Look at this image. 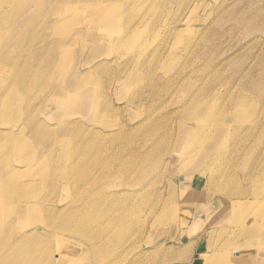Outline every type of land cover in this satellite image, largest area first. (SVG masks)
Returning a JSON list of instances; mask_svg holds the SVG:
<instances>
[{"label":"rangeland","instance_id":"1","mask_svg":"<svg viewBox=\"0 0 264 264\" xmlns=\"http://www.w3.org/2000/svg\"><path fill=\"white\" fill-rule=\"evenodd\" d=\"M17 1L13 0L12 5L5 8L6 0H0V19L4 23L3 27H5L0 29V36L6 34L8 24L7 22L5 24V20H8L11 9ZM71 1L69 3L67 0L66 4V2L63 3L60 0H41L40 6H34V12L31 10L30 15L33 13L34 17L42 15L41 20H38L36 34L42 37L39 41L37 40L38 43L35 38L28 40V42L32 40L34 44L33 46L31 41L29 46L31 44L35 51L36 48L38 50L41 48L40 51H42L43 46H46L42 51L44 54L41 52L40 56L36 54L32 47V49H29L28 46L29 50L24 52V56L22 52L19 53L17 42L11 43V52L17 56L20 54L22 61L26 59L25 63L20 61L21 66L24 63L26 74H16L13 62L6 57L0 61V68L6 70L2 69L1 73L6 74L9 82L19 80V84L22 86L20 92L22 101L25 96H27V101L30 98H32V101H37L33 105V109L36 108L37 113L33 111L35 112L33 116L35 121L43 123L42 132L52 131L54 134L56 132V135H60L63 130L61 124L65 122L66 124H72V126L77 125L80 128H85L86 134L81 136L79 133L74 132L59 137L58 141L55 140V143L48 148L46 147L45 150L39 141L26 137L28 126L24 122L30 115L26 112L27 110L23 106L24 103L21 102L20 108L17 106L13 113V118L16 117L15 115H20V117L17 116V120H13V118L11 120L16 126L8 127L14 134L12 137L13 143L3 141L0 144V150L4 154L3 156L0 155V164L8 160V152L13 151L14 144H23L24 149L30 148L32 150L21 152L19 155L14 154L13 163L15 166L18 165L20 157L26 154H34V157L23 160L22 168L15 167V171H19V175L15 179L11 178V180L6 181L4 195L7 201L5 203L34 201L42 210L43 205L41 202L46 196H49L51 201H46V206H52L56 203V208L59 210L57 220L69 224V229H72V231L65 233L59 227V223L52 220L50 223L52 225L54 222L53 228L50 233L45 234L49 239L51 234L68 238L72 246L71 253L79 260L78 264H193V262L194 264H227L224 263V259L227 258L228 252L223 250L233 252L231 248L236 243L241 249L255 252V261L251 264H264V187L256 189L255 186L256 181L259 182L260 179L261 181L264 179V104L259 109L260 122L253 131H247V133L240 136L238 124H232L233 133L231 132L228 137L230 142H224L226 146H230L229 153H232H228V155L226 153L227 147L225 148L223 156L226 158V166L224 171L220 173L223 178L218 183L212 184V186L210 183L204 187L199 185V174L197 172L200 164H203L204 159L202 156L193 163L194 166H186L187 158L182 156V150L187 139V132H185V129L181 133L179 132L180 121L186 119V126H194L197 120L201 121L202 119L201 115L189 119L190 112L188 110L195 108L197 105L193 100L183 102L185 90L190 89L192 93L200 90L204 93L205 91L214 90L218 93V90L227 92L229 89H233L232 91H234L238 87L235 91L245 90L243 92H247L249 98H253L260 91H264V73H262V71L264 72V0H182V2L181 0H159V2H157L158 0H121V3L126 2L127 5V10L122 13L123 18H120L117 14L119 12L118 5L121 4L118 3L119 0H74L76 3ZM85 2H87V5L93 4L95 7V11L91 7L93 10L90 13L91 16L84 13ZM102 2L106 8L108 7L107 12H103L106 8L99 11L102 6L99 3ZM97 3L98 11L96 8ZM107 4L113 6L110 5L109 7ZM148 7L152 10L150 9V11ZM71 8L72 10L76 8L73 14L75 19L79 20L74 24L75 29H78L76 31L77 35L68 41H61L65 43L68 52L64 54V69L71 73V67H73V71L76 70L79 71V74H82L81 77H83L85 83L84 86L81 83L79 89L80 84L72 83L64 87L57 83L58 81L55 79L57 74H43L42 71L49 59L47 55L57 56L51 51V48L54 47L55 42H59L60 36L64 32L63 28L56 24L57 18L63 15L62 12L67 13L69 9L71 11ZM105 14L106 17L104 18ZM114 17L116 19L112 20ZM119 18L121 21H117ZM83 19L85 21L87 19L86 23ZM96 26L99 29H96ZM251 29L254 30L252 33L250 32ZM124 35H126L124 37L125 42L120 43L118 37ZM43 38L45 41H42ZM260 39L262 43L259 42ZM253 40L255 42H252ZM257 42L259 43L257 44ZM49 43L52 44L48 45L50 49L47 46ZM249 43H251V46ZM253 43L256 44V47ZM132 45H135L134 50H132ZM5 46L6 38L0 41V54H4ZM243 46L246 47L241 50ZM30 50L31 52H29ZM130 51H133V54L135 52V57ZM144 54L147 55L143 56ZM253 54L257 58H253ZM260 54L262 55L259 57ZM42 56L43 58H40ZM36 57H38L37 60ZM41 59H44V61ZM149 68L151 71H149ZM145 69H148L149 73L151 72L152 80L149 75L147 76L149 73ZM209 69L212 70L209 71ZM201 75L202 77H200ZM196 77H200V79ZM209 78L210 87L207 86L210 84ZM221 78L222 81H220ZM213 79L215 80L211 81ZM216 79L220 80L217 81ZM156 80L158 82H155ZM147 83H150V85ZM179 86L182 87V90ZM257 86H259V89ZM5 87L0 88V93L6 89ZM153 87H156L154 91ZM203 87L205 90H202ZM140 91L144 92L139 95ZM201 91L197 93L201 94ZM219 97L221 96L217 95L216 99L220 102H217V105L218 103L219 105L221 103L223 105L229 104L223 97L220 99ZM101 98V112L103 114L98 119L91 120L90 117L95 103ZM210 104L211 101L209 100L205 109L201 110L202 114H207ZM9 112L12 111L5 113ZM160 113L162 114L161 117L159 116ZM35 114H37L36 117ZM149 115L151 116L148 118ZM163 115L167 118V121ZM33 116L31 115L32 118ZM156 117H158V122L161 120L160 123H155L159 124L156 126L160 128L161 124L163 129L160 128L159 134L156 132L155 139L146 138L147 130H150L149 124L156 120ZM159 117L162 119L164 117V121ZM20 126L24 129L22 134L19 132ZM116 128L130 131L125 137L126 142H122L123 145L120 141L111 142L104 136L98 138L96 142H91V133H93L91 129L105 134L112 130L116 131ZM222 132L224 131L221 129L217 130L213 138L221 137ZM110 134H113V132ZM164 134L166 137H164ZM168 134L172 137L169 138ZM233 134L235 136H231ZM247 137H250L251 140L250 138L248 140ZM21 139L23 140L22 143L20 142ZM171 139L173 143L170 142ZM26 141H29V143ZM156 143L168 144L173 149L166 145L168 149L171 148V151L167 150L164 155H159L156 152L147 154L144 158V167L138 166L140 158L132 160L135 164L128 161L129 158L126 155L131 150L147 149ZM170 143L172 144L170 145ZM211 145L213 144H208V149ZM219 145L222 146L223 144L218 142L217 146ZM234 146H236V149ZM238 150H240V153ZM116 151L121 154L114 159L112 157L117 156L119 153H115ZM199 151H201V148ZM235 154L237 156H234ZM112 160L116 162L112 164L110 170L117 169L119 175L117 173L106 175ZM128 163L131 164L127 166ZM242 164H245V166L243 167ZM66 165L68 166L67 171H65ZM138 168H143V171L140 172ZM241 168H244V170ZM34 169L45 177L44 186H39L42 189H33L29 192L17 190L14 182L28 179ZM122 172H125V174H122ZM115 174L117 175L114 176ZM203 174L205 175V173ZM208 174L211 173L208 172ZM6 176L8 174L5 172L0 174L2 179H5ZM250 178L254 182H249ZM51 180H53V183H51ZM34 183H38L37 180ZM142 188H152L151 194L153 195H149L144 199L132 196L133 192ZM115 192L119 194V197L123 195L124 197L110 204L98 201L99 204L95 205L92 212L87 209L88 204L94 205L96 203V197L103 193ZM187 192H194L195 195L201 194L197 202L189 208L182 203ZM242 192L244 194L240 195ZM253 192H255V195H253ZM246 195L252 199L254 197V199L251 201V199L245 198ZM224 197H227V199L223 200ZM255 200L257 203L253 204ZM122 204H128L131 209L129 208L130 216L129 213H126L121 217L127 223L135 225V229L128 232L127 235H119L121 234L120 231L116 230L119 223L112 220V218L119 216V213H114V211L120 208ZM205 204L209 206L205 209L206 211H201V209H204ZM64 205H69V207H66L64 209L66 213L61 215V206ZM106 207H109L110 212L107 211L105 215L104 209ZM110 214L111 221L106 223L104 220L110 217ZM112 214H117V216L112 217ZM23 216L24 211L16 222L17 227L32 221L36 215L31 214V218L29 215ZM259 217L261 218L260 221L252 222L254 218L258 219ZM91 219L94 220L88 225ZM244 222H246L245 228L252 231L251 237L243 236L240 232L241 229L243 230ZM85 223L87 224L86 227L81 226ZM143 225L147 230L140 231V227ZM89 229L93 231H89ZM19 235L16 231H12L9 237L0 238V248L4 246L2 240L9 241ZM35 237L37 239L35 241L44 248L52 247L47 237L36 235ZM94 239L95 241L105 239L110 243L108 247L102 249L101 261L98 262L93 258L90 249V242ZM230 242L232 244H229ZM201 256H207L208 260L202 262L200 260ZM9 262H11L10 257L0 259V264H8Z\"/></svg>","mask_w":264,"mask_h":264},{"label":"bare ground","instance_id":"2","mask_svg":"<svg viewBox=\"0 0 264 264\" xmlns=\"http://www.w3.org/2000/svg\"><path fill=\"white\" fill-rule=\"evenodd\" d=\"M12 1L13 0H6L5 4H4V7L5 8H9L11 5H12ZM61 2H63L62 0H60ZM69 3L71 0H68ZM74 1V0H72ZM71 1V2H72ZM76 1V0H75ZM74 1V2H75ZM78 1V0H77ZM100 1V0H99ZM117 1V0H115ZM126 1V0H124ZM130 1V0H129ZM154 1V0H153ZM165 1V0H163ZM178 1V0H177ZM187 1V0H185ZM183 1V2H185ZM4 2V1H3ZM41 0H18L13 8L11 9V14L8 16V20L6 21L5 20V24L7 22L8 24V27H7V30H6V34L5 36L4 35H1L0 36V41L1 40H4L6 38V46H5V50H4V54H0V61H2L5 57L13 62L14 64V70L16 72V74H26L25 72V68H24V63L26 61V59H24L25 61H22L23 59H21V52L23 53V55L25 56L24 52L26 50H29V49H32L34 44H33V38H35L36 42L37 40L39 41V39L42 37L41 35H36L37 34V27H38V24H39V21L41 20L42 18V15L40 16H37V17H34L33 16V13L32 15L31 12L33 11L34 9V6H38L40 4ZM66 2L67 4V0L64 1ZM63 2V3H64ZM128 2V1H127ZM159 2V0L157 1ZM156 2V3H157ZM180 2V1H179ZM182 2V0H181ZM76 3V2H75ZM86 3V8H85V12L87 15H90V13L94 10V5L91 4V5H87V2ZM118 3H121V0H119ZM117 3V5H118ZM155 3V2H154ZM47 4V2H46ZM90 4V2H89ZM99 4H102L101 8L99 11H102L104 10V8H106V6L104 5V3H99ZM134 4V3H133ZM201 4V3H200ZM49 5V3H48ZM75 5V4H74ZM81 5V3H80ZM112 5V4H110ZM110 5L107 4V6L110 7ZM151 5V4H150ZM40 6V5H39ZM113 6V5H112ZM119 8V12L117 13L120 18H123L122 17V13H124L126 10H127V5H126V2H122L120 5H118ZM85 7V6H84ZM91 7H93L91 9ZM129 7H131L129 5ZM150 7V6H149ZM148 7V9H149ZM152 7V6H151ZM68 8V7H67ZM70 8V7H69ZM77 8V7H76ZM75 8V9H76ZM97 11H98V3H97ZM108 8V7H107ZM105 9L103 12H107L108 9ZM74 9V10H75ZM151 9V8H150ZM149 9V10H150ZM32 10V11H31ZM39 10V9H38ZM74 10H72L71 8V11L69 9V11L66 13V12H62V16H59L57 19V25H60V28H63L64 32L62 33V35L60 36V39H59V42L54 44V47L51 48V51H53L57 56H49V59L47 60V63H45L42 71H43V74H57L55 79L58 81L57 83L61 84L62 86L66 87L70 84H80V86L78 87V89L81 87V83L83 84L84 86V83L83 82V77L82 74H79V71H76L74 70L73 71V67H71V73L70 72H67L65 69H64V65H65V57H64V54L68 53L67 52V49H66V46H65V43L61 40H65V41H68L70 38L72 37H75V35H77L76 31L78 29H75V25L77 23V19H75L74 17ZM110 10V9H109ZM152 10V9H151ZM150 10V11H151ZM95 11V10H94ZM196 11V10H195ZM34 12V11H33ZM42 12V11H41ZM259 13V12H258ZM263 13V12H262ZM42 14V13H41ZM95 16H97L96 14H94ZM93 15V16H94ZM103 14L101 13V16ZM36 16V15H35ZM86 16V15H85ZM91 16V15H90ZM100 16V14H99ZM196 16V15H195ZM257 16V15H256ZM255 16V17H256ZM259 16V15H258ZM106 17V14L104 16V18ZM211 17V16H210ZM254 17V19H255ZM50 18V16H49ZM48 18V19H49ZM92 18V17H91ZM118 19L117 21H121V19ZM257 18V17H256ZM261 18V17H260ZM88 19L90 20V18L88 17ZM116 18H112V20H115ZM206 19V18H205ZM39 20V21H38ZM84 20V19H83ZM96 20V19H95ZM100 20V19H98ZM209 20V19H208ZM38 21V23H37ZM47 21V19H46ZM54 21V20H53ZM81 21V20H80ZM87 21V19H86ZM86 21L84 20V22L86 23ZM189 22V21H188ZM243 22V21H241ZM55 23V22H54ZM253 23V22H252ZM3 22L1 21L0 19V29H4L5 27H3ZM83 23L81 22V25ZM48 25V24H47ZM188 25V24H187ZM190 25V24H189ZM240 25V24H239ZM250 25V24H249ZM248 25V26H249ZM79 26V25H78ZM251 26V25H250ZM97 28L96 29H99L98 26H96ZM113 27V26H112ZM111 27V28H112ZM241 27V26H240ZM114 28V27H113ZM138 28V27H137ZM189 28V27H187ZM234 28V27H233ZM195 29V28H194ZM242 29H245V28H242ZM80 30V28H79ZM201 30V29H200ZM246 30V29H245ZM252 31H250L251 33L254 31L253 29H251ZM240 31V30H239ZM260 31V30H259ZM80 32V31H79ZM195 32V31H194ZM248 32V31H247ZM249 32V33H250ZM262 32V31H261ZM83 33V31H82ZM201 33V32H200ZM248 33V34H249ZM87 34V33H86ZM139 34V32H138ZM122 35V34H121ZM131 35V34H130ZM236 35V34H234ZM126 35L124 36H119L118 37V40L120 43H123V41L125 42V37ZM238 36V34H237ZM128 37V36H127ZM126 37V38H127ZM134 37V36H133ZM77 38V37H76ZM103 38V37H102ZM130 38V37H129ZM259 38V37H257ZM32 39V45L30 44L29 46V43L31 41L28 42V40ZM58 39V37H57ZM115 39V38H114ZM26 40H27V43H26ZM34 40V41H35ZM47 40V39H46ZM76 40V39H75ZM117 40V41H118ZM128 40V39H127ZM231 40V39H230ZM256 40V39H255ZM264 40V39H263ZM17 42V45H18V51H19V56L17 55H14L12 52H11V43L12 42ZM21 41H23L21 43ZM42 41H45L44 38L42 39ZM51 41V40H50ZM49 41V42H50ZM232 41V40H231ZM234 41V40H233ZM251 41V40H250ZM258 41V40H256ZM241 42V41H240ZM252 42H255L254 40ZM260 43L261 42V39L259 41ZM257 42V44L259 43ZM26 45H25V44ZM38 43V42H37ZM35 43V44H37ZM40 43V42H39ZM43 43V42H42ZM47 43V42H46ZM45 43V44H46ZM114 43V41H113ZM250 46H251V43H249ZM254 44V43H253ZM252 44V45H253ZM39 45V44H37ZM44 45V44H43ZM48 45H52V44H47ZM256 44H254L255 46ZM28 46L30 47L28 49ZM42 46V45H41ZM46 46V45H44ZM44 46H43V49L42 51L44 50ZM248 46V45H246ZM245 46V47H246ZM258 46V45H257ZM260 46V45H259ZM32 47V48H31ZM131 47V46H130ZM134 47L135 45H132V50H134ZM244 46L242 47L241 50H244L243 48H245ZM256 47V46H255ZM263 47V46H262ZM48 48L50 49V46H48ZM37 50L35 51V49L33 48V50L36 52V54H39V56L41 55L40 53L42 51H40L41 48H36ZM48 49V50H49ZM264 50V49H263ZM31 52V50L29 51ZM29 52H26V53H29ZM133 51H130V53H132ZM261 52V51H260ZM264 52V51H263ZM44 54V52H42ZM129 53V55H130ZM236 53V52H235ZM35 54V55H36ZM133 54V53H132ZM263 54V53H262ZM260 54L259 57L262 55ZM22 55V56H23ZM34 55V57H35ZM135 52L133 54V56L135 57ZM147 54H144L143 56H146ZM254 55V54H253ZM252 55V56H253ZM31 56V55H29ZM27 56V57H29ZM38 56V55H37ZM45 56V57H47ZM138 56V55H137ZM136 56V57H137ZM206 56V55H205ZM25 57V58H27ZM47 57V58H48ZM129 57V56H128ZM257 58L255 55L253 56V58ZM30 58V57H29ZM28 58V59H29ZM38 57H36V60H37ZM40 58H43L40 57ZM130 58V57H129ZM27 59V60H28ZM226 59V58H225ZM42 60V59H41ZM46 60V59H45ZM149 60V59H148ZM21 62H24L21 66ZM44 61V59L42 60ZM129 61V59L127 60V62ZM140 61V60H139ZM251 61V60H250ZM28 62V61H27ZM147 62V61H146ZM143 63V62H141ZM224 64V62H223ZM26 65V64H25ZM82 65V64H81ZM134 65V64H133ZM244 65V64H243ZM102 66V65H101ZM106 66V65H105ZM222 66V65H220ZM100 67V66H99ZM98 67V68H99ZM137 67V66H135ZM134 67V68H135ZM243 67V66H242ZM96 68V67H95ZM138 68V67H137ZM245 68V67H243ZM249 68V67H248ZM251 68V67H250ZM2 69L4 68H0V88H3L5 87L6 89L3 90L2 93H0V144L3 142V141H8L10 143H13V140H12V137H13V132L8 128L9 126H12V127H15L16 125L13 124L11 122L12 118H13V113H14V110L15 108L18 106L21 105V102L24 103L23 106L24 108L27 110L26 112H28V114L30 115V117L26 120V122H24V124H27L28 126V133L26 134V137H31L33 139H36L37 141H39L41 143V146L42 148L46 150V147H50V145L54 144L55 143V140H57L59 137H64L65 135H68V134H71V133H74V132H77L79 133L81 136L82 135H85V128H80L79 126L77 125H73L68 123L66 124L65 122H62L61 124V128L63 129L62 130V134L60 135H56V132L54 134V132L52 131H43L41 130V127L44 126L43 123L41 121H35V118H34V114L37 110L35 108V110L33 109V105L34 103L37 101L33 100L32 101V98H30L28 101H27V96H25V99L22 101L21 99V96H20V92L22 91V86L19 84V80L16 79L14 80L13 82H9V79L6 77V74H2L1 71ZM78 69V68H76ZM94 69V68H93ZM139 69V68H138ZM150 69V68H149ZM220 70V67L218 68ZM5 70V69H4ZM142 70V69H140ZM146 70V69H145ZM148 70V69H147ZM146 70V71H147ZM212 70V69H209V71ZM218 70V71H219ZM247 70V68H246ZM264 70V69H263ZM6 71V70H5ZM88 71V70H87ZM151 71V69L149 70ZM195 71V70H194ZM193 71V72H194ZM197 71V70H196ZM217 71V72H218ZM244 71V70H242ZM248 71V70H247ZM92 72V71H91ZM90 72V74H91ZM148 72V71H147ZM200 72V70H199ZM214 72V70H213ZM241 72V71H240ZM87 73V72H86ZM85 73V74H86ZM93 73V72H92ZM141 73V72H140ZM149 73V72H148ZM151 73V72H150ZM147 74V76L149 75H152V74ZM195 73V72H194ZM197 73V72H196ZM216 73V72H215ZM235 73V72H234ZM243 73V72H242ZM262 73H264L262 71ZM35 74H38V73H35ZM40 74V73H39ZM70 74H73V75H70ZM89 74V73H88ZM246 74V73H244ZM156 75V74H155ZM154 75V76H155ZM204 75V74H203ZM206 75V74H205ZM204 75V76H205ZM219 75V73H218ZM221 75V74H220ZM223 75V74H222ZM231 75V74H230ZM247 75V74H246ZM245 75V76H246ZM249 75V74H248ZM254 75V74H253ZM207 76V75H206ZM212 76H214V74H212ZM225 76V75H224ZM224 76L223 79H224ZM238 76V74H237ZM245 76H243L245 78ZM86 77V76H85ZM151 77V76H150ZM202 77V75L200 76ZM200 77H196V78H199ZM211 77V76H210ZM229 77V76H228ZM241 78V76H239ZM242 77V78H243ZM255 77V76H254ZM149 78V77H148ZM190 78V77H189ZM208 78V77H207ZM218 79V76L216 77ZM236 78V77H235ZM239 78V79H240ZM258 78V77H257ZM88 79V77H87ZM152 80V77L150 78ZM149 79V80H150ZM158 79V78H157ZM184 79V78H183ZM216 79V80H217ZM249 79V78H248ZM256 79V78H255ZM82 80V82H81ZM85 80V79H84ZM148 80V81H149ZM187 80V79H186ZM197 80V79H196ZM215 79L211 80V81H214ZM220 80V79H219ZM217 80V81H219ZM225 80V79H224ZM230 80V79H229ZM233 80V78H232ZM238 80V79H236ZM250 80V79H249ZM154 81V80H153ZM200 81V80H199ZM210 82V78L208 80ZM222 81V78L221 80ZM231 81V80H230ZM235 81V79H234ZM240 81V80H239ZM263 81V80H262ZM155 82H158L157 80ZM153 82V83H155ZM203 82V81H202ZM206 82V81H205ZM225 82V81H224ZM227 82V81H226ZM233 82V81H232ZM261 82V81H260ZM146 83V82H145ZM152 83V82H151ZM160 83V82H159ZM185 83V82H184ZM183 83V85H184ZM217 83V82H216ZM219 83V82H218ZM235 84V82H233ZM248 83V82H247ZM6 84V85H5ZM142 84V83H141ZM148 85H150V83H147ZM146 84V86H147ZM158 84V83H157ZM203 84V83H202ZM215 84V82H214ZM225 84V83H224ZM246 84V83H245ZM249 84V83H248ZM263 84V83H262ZM261 84V85H262ZM5 85V86H4ZM86 85V84H85ZM155 85V84H154ZM211 85V82L209 85L210 87ZM221 86L223 85L220 84ZM219 85V86H220ZM233 85V84H232ZM239 85V84H238ZM255 85V84H254ZM260 85V84H259ZM264 85V84H263ZM144 86V85H143ZM142 86V87H143ZM145 86V87H146ZM158 86V85H156ZM218 86V88H219ZM151 87H152V84H151ZM186 87V86H185ZM205 87V85H204ZM203 87V88H204ZM234 87V86H233ZM241 87V86H240ZM246 87V86H245ZM258 89H259V86H257ZM34 88V87H33ZM144 88V87H143ZM141 88V89H143ZM156 88V87H155ZM153 87V91L155 89ZM179 88L181 89L182 87L179 86ZM184 88V86H183ZM206 88V87H205ZM202 89V90H205ZM223 88V87H222ZM228 88V87H227ZM242 88V87H241ZM244 88V87H243ZM262 88V87H261ZM146 89V88H145ZM144 89V90H145ZM152 89V88H150ZM185 89V88H184ZM207 89V88H206ZM238 89V87H237ZM235 89V90H237ZM182 90V89H181ZM200 90V89H199ZM216 90V89H215ZM225 90H227L225 88ZM233 90V89H232ZM232 90H228L226 93L225 92H222L221 90H218V93L215 92L214 90H211L209 92L205 91H201V94H198L199 92L198 91H195L196 93H192L189 90H185V96H184V103L186 102H189L190 100H193V102L197 105L195 108L191 109V110H188L190 112V117L189 119H192L194 116L196 115H201L202 119L201 121H198L197 120V123L196 125H190V126H186L187 124V120H182L180 121V124H179V132L181 133L183 131V129H185V132L186 133V136H187V139L185 140V146L182 150V156L187 158L186 160V166L187 167H190L191 165H195L193 164L194 162H196L200 156H202V158L204 159L203 160V164H200V168L198 169V181H199V185H203L206 186V184L210 183V185L212 186V184H216L218 183L221 178L220 176V173L224 171L225 169V166H226V158L223 156L224 155V151H225V148L227 147V154L230 152V146H226L225 143H228L229 141V135L231 134V132L233 131V127H232V124H238V129L240 130L239 134L240 136H242L243 133H247V131H253L254 128L257 126V124L260 122L259 119L261 118L260 116V112H259V109L263 107V104H264V91H260L259 93H257L256 95L253 96V98H249V95H247V92H243L245 90H241V91H238L235 92L232 91ZM254 90V89H253ZM256 90V89H255ZM1 91V90H0ZM150 91V90H149ZM249 91V90H248ZM258 91V90H256ZM255 91V92H256ZM141 92V91H140ZM139 92V95L142 94L143 92L140 93ZM146 92V91H145ZM198 92V93H197ZM154 93V92H153ZM145 94V93H144ZM151 94H152V90H151ZM238 94V95H237ZM158 95V94H157ZM217 95H220L221 97H223L225 100H227L229 102V104H224L221 103V105H219V101H217ZM98 97V96H97ZM99 97H100V94H99ZM105 97V96H104ZM110 97V96H109ZM219 97V99L221 98ZM157 98V97H156ZM46 99V98H45ZM44 99V100H45ZM78 99V97H77ZM105 99V98H104ZM103 99V100H104ZM145 99V98H144ZM101 100H98L96 103H95V106L93 108V111L91 113V117L90 119L91 120H96L98 119L99 117H101L103 114L101 112ZM146 100V99H145ZM155 100V99H153ZM152 100V102H153ZM209 100L211 101V106L209 107V110L207 111V114H202L201 110L205 109L206 107V104H208ZM142 101V100H141ZM101 102V103H100ZM151 102V103H152ZM217 102L218 105H217ZM223 102V101H222ZM35 103V104H36ZM156 103V102H155ZM154 104V102H153ZM40 105V104H39ZM38 105V106H39ZM260 105V106H259ZM20 108V107H19ZM18 108V109H19ZM23 108V109H24ZM17 109V110H18ZM22 109V110H23ZM38 109V108H37ZM21 110V109H20ZM7 111H12V112H9V113H5ZM35 111V112H33ZM24 112V111H23ZM37 113V112H36ZM155 113V112H154ZM201 113V114H200ZM252 113V114H251ZM153 114V113H152ZM158 114V113H157ZM27 115V116H29ZM31 115L33 116V118L31 117ZM37 114H35V117H36ZM16 117L13 118V120H17L18 117H20V115H15ZM18 116V117H17ZM151 115L148 116V118L150 117ZM155 116V115H154ZM159 116L161 117L162 114L160 113ZM164 116V115H163ZM153 117V115H152ZM159 119H162L160 118ZM165 117V116H164ZM163 117V119H164ZM147 118V119H148ZM157 118V119H156ZM155 119L157 120H153L152 122H150L149 124V127H150V130L148 131L147 130V136L146 138H150V139H155L156 138V132L159 134V130L163 129L161 127V124H160V128H158L157 126L159 124H155L156 122L157 123H160V121L158 122V117H156ZM162 119V120H163ZM166 121H167V118L165 117ZM180 120V119H179ZM164 121V120H163ZM165 121V122H166ZM100 122V121H99ZM179 122V121H178ZM264 122V121H263ZM97 123V122H96ZM130 123V122H129ZM163 123V122H162ZM175 123V122H174ZM41 124V125H40ZM102 124V123H101ZM165 124V123H164ZM125 125V124H124ZM133 125V124H132ZM157 125V126H156ZM174 125V124H173ZM261 125V124H260ZM157 128H156V127ZM163 126V124H162ZM166 126V124H165ZM232 127V128H231ZM59 128V129H61ZM122 128V127H121ZM121 128H116L117 130L114 131L112 130L111 132H113V134H110L111 132H106L105 134H101L99 133L98 131H95L93 129L91 133V142H96L98 140V138H101V136H104V138H107L109 141L111 142H114V141H120L121 142V145H123L122 142H126L125 140V137L127 136V134L130 132V131H124L122 130ZM124 128V127H123ZM158 130H156V129ZM173 128V127H172ZM178 128V127H177ZM176 128V129H177ZM188 128V129H187ZM236 128V126H235ZM148 129V128H147ZM168 129V128H167ZM187 129V130H186ZM219 129H221L223 133V135L221 137H216V139H214V135L216 134L217 130L219 131ZM232 129V130H231ZM237 129V128H236ZM24 129L22 128V126L19 127V132L22 134V131ZM132 130V129H131ZM165 130V129H164ZM133 131V130H132ZM170 131V130H169ZM168 131V132H169ZM135 132V131H134ZM173 132V131H172ZM170 132V134L172 133ZM178 132V131H177ZM238 132V130H237ZM258 132V130H257ZM164 133V132H163ZM233 133V132H232ZM236 133V132H234ZM255 133V132H254ZM157 134V135H158ZM161 134V133H160ZM175 134V133H174ZM165 135V134H164ZM167 135V133H166ZM166 135L164 137H166ZM169 135V134H168ZM172 135V134H171ZM169 135V138H171L172 136ZM218 135V134H217ZM237 135V133H236ZM162 136V134H161ZM177 136V135H176ZM231 136H235L234 134L231 135ZM247 136V135H246ZM251 137V135H249ZM262 136V135H261ZM84 137V136H83ZM159 137V136H158ZM244 137V136H243ZM250 137H247L248 140ZM231 138V137H230ZM233 138H236V137H233ZM261 138V137H260ZM86 139V138H85ZM173 139V138H172ZM171 139L170 142L173 143V140ZM232 139V138H231ZM244 139H246L244 137ZM169 141V139H167ZM237 140V139H236ZM239 140V139H238ZM251 140V138H250ZM58 141V140H57ZM56 141V142H57ZM233 141V139H232ZM247 141V140H246ZM20 142L22 143L23 140L21 139ZM27 143H29V141H26ZM218 142H220L221 144H223L222 146L218 145ZM225 142V143H224ZM230 142V141H229ZM170 143V145L172 144ZM213 144L211 145L210 149H208V144ZM166 144V143H165ZM175 144V143H174ZM215 144V146H214ZM233 144V143H232ZM168 145V144H166ZM164 144H153L151 147L147 148V149H141V150H131L129 153H127L126 157L129 158L128 161H131L132 160H135L136 158H140L141 160L138 162V166L140 167H144V164H145V157L147 154L149 153H153V152H156L158 153L159 155H164L165 153H167V150H170L168 149V146H166ZM236 145V144H235ZM241 145V144H240ZM244 145V144H242ZM262 145V143H261ZM260 145V146H261ZM198 146H202V147H199ZM217 146V147H216ZM235 149H236V146H234ZM238 147V146H237ZM244 147V146H243ZM201 148V151H199ZM5 149H7L5 147ZM173 149V148H172ZM234 149V148H233ZM234 149V150H235ZM241 149V147H240ZM232 150V149H231ZM243 150V149H242ZM32 151L30 148H25L24 149V146L23 144H14V148H13V151H10L8 152V160L2 162L0 164V174H2V172H5L8 174V176H6L5 179H2L0 178V238H7L9 237L10 233L12 231H16V233L20 234L19 236H17V238H12L11 240H2L3 243H4V246L2 248H0V259L3 260L4 258H7V257H10L11 258V262H9L8 264H78V259L71 253V244L69 243V240L68 238H65V237H59V236H56V235H53L51 234L50 235V239L48 238L47 234L45 233H50L52 228H53V224L54 222H58L59 223V227L64 230L65 233H70L72 231V229H69L70 226L69 224L67 223H62L60 220H57L58 218L57 217V214H59V210H57L55 204H52V206H46L45 202L46 201H51V199H49V196H46L44 198V200L41 202V204L43 205V208L42 210H40L39 208V205L36 204V202L34 201H19L18 203H11V204H6L5 202L7 201V198L6 196L4 195V187H5V184H6V181H9L12 179H15L17 177V175H19V171H15V167H19V168H22L23 167V164H22V161L23 160H29L31 158L34 157V154H31L28 155L26 154L25 156L23 157H20V161L18 163L17 166L14 165L13 163V158H14V154H17L19 155L21 152H30ZM171 151V150H170ZM240 150H238L239 152ZM258 151V150H257ZM48 152V150H47ZM49 152H50V148H49ZM107 152V151H106ZM119 151H116L115 153H118ZM249 152V151H248ZM170 153V152H169ZM232 153V152H231ZM229 153V154H231ZM237 153V152H236ZM240 153V152H239ZM257 153V152H256ZM264 153V152H263ZM121 153L119 152L117 156H113L112 158H118L119 155ZM228 154V155H229ZM0 155L3 156V152L0 150ZM246 155V154H245ZM255 155V154H254ZM99 156H101L99 154ZM234 156H237V154H235ZM251 156V155H249ZM254 158V156H252ZM260 157V156H259ZM233 158V157H232ZM249 158V157H248ZM250 159V158H249ZM259 159V158H258ZM231 160V159H230ZM233 160V159H232ZM237 160V159H236ZM251 161V160H250ZM116 162L114 160H112V163L108 166V169L106 171V175L110 173V175H113L114 173H117L118 175L120 174L119 171L115 168H113L112 170L111 167H112V164ZM248 162V160H247ZM261 162V161H260ZM133 163V162H132ZM236 163V162H235ZM244 163V162H243ZM131 163H128L127 166H129ZM135 164V163H133ZM234 164V162H233ZM250 164V162H249ZM151 165H153V163H151ZM231 165V164H230ZM243 167L245 166V164H242ZM259 165V164H258ZM257 165V167H258ZM228 166V165H227ZM233 166V165H232ZM249 166V165H248ZM247 167V166H246ZM261 168V167H260ZM232 169V168H231ZM242 169V168H241ZM68 170V166L66 165L65 166V171ZM138 170L140 172L143 171V168H138ZM230 170V169H229ZM227 170V171H229ZM244 170V168L242 169ZM260 170V169H259ZM256 171V170H255ZM211 173V174H208ZM205 173V175L203 174ZM260 173V172H259ZM117 174H115L114 176H116ZM122 174H125V172H122ZM234 174V173H233ZM258 174V173H256ZM204 175V176H203ZM236 175V174H235ZM240 175V174H239ZM249 175V174H248ZM259 175V174H258ZM113 176V177H114ZM245 176V175H244ZM263 176V175H262ZM112 177V178H113ZM233 177V175H232ZM247 177V176H246ZM258 177V176H257ZM261 177V176H260ZM264 178V177H263ZM44 179L45 177H43L42 173H40L39 171L35 170L33 171V173L30 175V177L28 179H24V180H20V181H16L14 182V185H15V188L19 191H31L33 189H42L41 187L39 186H44ZM240 179V177H239ZM253 179V178H252ZM37 180L38 183H34V181ZM257 180V179H256ZM259 180V179H258ZM14 181V180H13ZM223 181V179H222ZM249 182L252 181L254 182V180H248ZM140 182V181H139ZM51 183H53V180H51ZM227 184V183H225ZM223 185V184H222ZM235 186V185H234ZM237 186V185H236ZM241 186V184H240ZM255 186H256V189L258 187L262 188L264 187V179L261 181L258 182L256 181L255 182ZM37 187V188H36ZM220 187V186H219ZM227 187V185H226ZM218 188V187H216ZM228 188V187H227ZM152 188H142L136 192H133L132 193V196H135L137 197L138 199H144L146 197H148L149 195H153L151 194L152 192ZM256 192V190H255ZM255 192H253L255 195ZM263 193H264V188H263ZM15 194V192H14ZM226 194V193H225ZM244 194V192H242L240 195ZM201 194H197L195 195L194 192H187L185 194V196L183 197V205L186 206V207H190L192 205H194L197 200L199 199V196ZM124 197V195L122 197H119V194H116L115 193H107V194H101L100 196L96 197V203L93 205V204H88L87 206V209H89L91 212L95 209V205L99 204V202H104V203H108L110 204L111 202H114V201H117L118 199H122ZM247 197V195L245 196V198ZM227 197H224L223 200H226ZM247 199H251V201L254 199L250 198L249 196L247 197ZM250 201V200H249ZM257 203V201L255 200L253 204ZM67 204H69L67 202ZM115 204V203H114ZM117 205V204H115ZM118 206V205H117ZM207 204L204 205V209H201V211H206L205 209L207 208ZM55 207V208H54ZM66 207H69V205H64V206H61V215L65 214L66 212L64 211V209ZM129 208L131 209V207L128 206V204H122V206L120 208H117L115 212H118L119 216L116 217V218H112L113 221H116L117 223H119L117 225V229L116 230H119L121 234L119 235H127L129 234L128 232H131L135 229V225H131L130 223H127L125 221L124 218L121 217V215L123 214H128L129 213V216H130V212H129ZM24 211V216L25 215H29V217L31 218V214H35V218L32 219V221H29V222H26L25 224L23 225H20V226H16V222L17 220L19 219L20 217V214ZM107 211L110 212V209L109 207H106L104 209V212H105V215L107 214ZM229 211V210H228ZM185 212V211H184ZM132 215V214H131ZM23 216V217H24ZM117 216V214H112V217H115ZM56 219V220H55ZM251 219V218H250ZM54 220V222L52 223L51 225V221ZM94 219H91L89 222H88V225L89 223H91ZM261 218L259 217L258 219H253L252 222L253 223H256L257 221H260ZM106 223L110 222L111 221V214H110V217L106 218ZM245 224L246 222H244V225H243V230L241 229L240 232L243 236H249L251 237V232L250 230L246 229L245 228ZM81 226L83 227H86L87 224H81ZM152 227V225H151ZM147 230V228L145 227V225H143L142 227H140V231H144V230ZM228 229V228H227ZM225 229V230H227ZM151 230V229H150ZM224 230V231H225ZM89 231H93V230H90ZM39 234H37V233ZM243 232V233H242ZM145 233V232H144ZM225 233V232H224ZM222 233V235L225 236V234ZM227 234V233H226ZM36 236H43V237H47L48 238V242H50V245L52 246L51 248H44L43 246H41L40 244H38L35 240L36 239ZM224 238V237H223ZM253 239V238H252ZM234 243V242H233ZM236 243V242H235ZM229 244H232L231 242ZM110 245V243L107 241V240H99V241H95L92 240L90 242V249H91V252H92V256L93 258H95V260L98 261H101V251L102 249H104V247H108ZM156 246V245H155ZM233 248V252H231L230 250H223V251H226L228 252V256L226 259H224V263H227V264H251V263H254L255 261V252L254 251H246L244 249H241L240 246L236 243V245H232ZM223 248V247H222ZM235 255V256H234ZM107 259V258H106ZM200 260L202 262L204 261H207L208 258L207 256H201L200 257Z\"/></svg>","mask_w":264,"mask_h":264},{"label":"crops","instance_id":"3","mask_svg":"<svg viewBox=\"0 0 264 264\" xmlns=\"http://www.w3.org/2000/svg\"><path fill=\"white\" fill-rule=\"evenodd\" d=\"M193 264H194V262H193Z\"/></svg>","mask_w":264,"mask_h":264}]
</instances>
